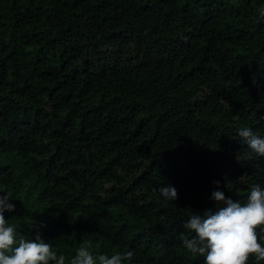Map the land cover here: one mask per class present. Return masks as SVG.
Returning a JSON list of instances; mask_svg holds the SVG:
<instances>
[{
    "label": "trees",
    "instance_id": "16d2710c",
    "mask_svg": "<svg viewBox=\"0 0 264 264\" xmlns=\"http://www.w3.org/2000/svg\"><path fill=\"white\" fill-rule=\"evenodd\" d=\"M264 0H0V193L67 258L203 264L181 244L217 188L264 186ZM172 184L173 201L155 189ZM247 264H256L252 256ZM264 264V261L259 262Z\"/></svg>",
    "mask_w": 264,
    "mask_h": 264
},
{
    "label": "clouds",
    "instance_id": "9594fccd",
    "mask_svg": "<svg viewBox=\"0 0 264 264\" xmlns=\"http://www.w3.org/2000/svg\"><path fill=\"white\" fill-rule=\"evenodd\" d=\"M257 19H264V7L256 9ZM236 134L249 149L264 156V136L257 135L247 126L239 127ZM217 188L210 199L215 206L189 214L183 228L192 235L181 234L182 247L193 256L203 257V264H247L252 256L256 264L264 261V186L249 187L243 201L226 196ZM164 200L177 196L172 184L155 189ZM7 192L0 193V264H66V255L37 234L32 239L20 237L5 212H14L16 205ZM90 244H81L67 264H124L132 257L131 251L112 255L90 252Z\"/></svg>",
    "mask_w": 264,
    "mask_h": 264
}]
</instances>
